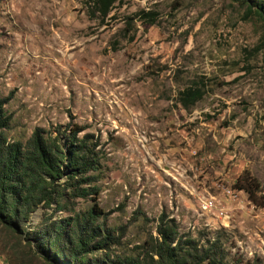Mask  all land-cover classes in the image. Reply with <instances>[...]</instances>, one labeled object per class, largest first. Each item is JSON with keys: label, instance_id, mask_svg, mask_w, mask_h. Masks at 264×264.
I'll return each mask as SVG.
<instances>
[{"label": "rangeland", "instance_id": "1", "mask_svg": "<svg viewBox=\"0 0 264 264\" xmlns=\"http://www.w3.org/2000/svg\"><path fill=\"white\" fill-rule=\"evenodd\" d=\"M263 41L264 19L236 0H115L104 17L90 0H0V131L23 145L35 129L64 148L73 131L90 141L97 169L56 215L100 209L110 255L154 262L169 225L218 242L199 264H264V208L239 180L264 202ZM191 84L204 92L185 108ZM30 243L0 222V264H47Z\"/></svg>", "mask_w": 264, "mask_h": 264}, {"label": "trees", "instance_id": "2", "mask_svg": "<svg viewBox=\"0 0 264 264\" xmlns=\"http://www.w3.org/2000/svg\"><path fill=\"white\" fill-rule=\"evenodd\" d=\"M114 1L90 0L92 13L106 16ZM236 1L246 4L248 13L255 12L264 19V0ZM141 16L154 22L148 11H142ZM261 45L264 46V41L257 47ZM203 92L201 86L191 84L178 92L177 99L186 108L199 100ZM6 100L8 97L0 98V130L9 124L3 107ZM38 131H33L27 145L21 141L7 142L0 131V222L8 228L21 229L31 247L47 264H137L108 253L116 237L111 235L104 222L98 221L100 209L92 206L82 212L56 215L70 197L86 192L87 189L81 187L82 183L89 182L84 174L97 169L98 160L89 146L90 141L77 138L73 131L66 135L69 145L64 148L59 137L48 140ZM242 176L239 180L245 181L241 187L247 191V198L264 208V202L255 196L257 183L253 178H247V173ZM63 177L64 180L56 183ZM38 207L43 208L41 215L30 225V217ZM29 227L31 230L27 231ZM158 234L159 240L152 249L157 258L148 264L214 262L216 249H221L217 241L199 245L191 237L182 239L169 225L159 226Z\"/></svg>", "mask_w": 264, "mask_h": 264}, {"label": "built area", "instance_id": "3", "mask_svg": "<svg viewBox=\"0 0 264 264\" xmlns=\"http://www.w3.org/2000/svg\"><path fill=\"white\" fill-rule=\"evenodd\" d=\"M202 204H203V208L206 209V210H211V209H215L216 206H215V202L213 199H206L204 198L202 200ZM220 213H223L221 210L219 211Z\"/></svg>", "mask_w": 264, "mask_h": 264}]
</instances>
